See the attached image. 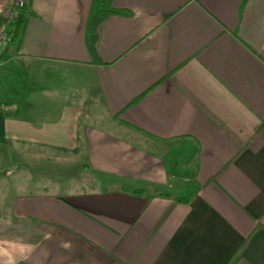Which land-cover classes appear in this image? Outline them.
<instances>
[{"label":"crops","instance_id":"1","mask_svg":"<svg viewBox=\"0 0 264 264\" xmlns=\"http://www.w3.org/2000/svg\"><path fill=\"white\" fill-rule=\"evenodd\" d=\"M90 4L0 61V264H264V0Z\"/></svg>","mask_w":264,"mask_h":264},{"label":"trees","instance_id":"2","mask_svg":"<svg viewBox=\"0 0 264 264\" xmlns=\"http://www.w3.org/2000/svg\"><path fill=\"white\" fill-rule=\"evenodd\" d=\"M112 2L113 0H91L90 10L85 27V44L91 62L94 64L102 63L97 51V44L99 41V26L104 20L111 16L127 14V12L125 11L115 9L112 5ZM30 5L31 0L23 1L21 6L16 9V14L13 12L14 10H10V12L8 13L10 17L0 16V30L9 21V30L7 31L9 40L7 43V49L5 51L6 54L7 50L11 46L15 45L16 48L19 47L24 36L28 21L30 20V18L34 17V13L32 12ZM185 189V195L178 198L177 201L187 204L192 196L191 184L186 183ZM139 193H141V191L136 192V194ZM158 195L164 196V194L161 193H159Z\"/></svg>","mask_w":264,"mask_h":264},{"label":"rangeland","instance_id":"3","mask_svg":"<svg viewBox=\"0 0 264 264\" xmlns=\"http://www.w3.org/2000/svg\"><path fill=\"white\" fill-rule=\"evenodd\" d=\"M23 1H27V0H17V3H19V6L20 7L22 4ZM14 12V11H13ZM15 13V12H14ZM16 14V13H15ZM14 14V15H15ZM13 15V16H14ZM6 17H10L9 14L6 15ZM9 30V21L4 25V27L0 30V61L3 60L4 58H6V49H7V43H8V40H9V37L7 35V31ZM15 45L11 46L8 50H7V53L8 51L11 49V48H14Z\"/></svg>","mask_w":264,"mask_h":264},{"label":"built area","instance_id":"4","mask_svg":"<svg viewBox=\"0 0 264 264\" xmlns=\"http://www.w3.org/2000/svg\"><path fill=\"white\" fill-rule=\"evenodd\" d=\"M21 5V4H20Z\"/></svg>","mask_w":264,"mask_h":264}]
</instances>
